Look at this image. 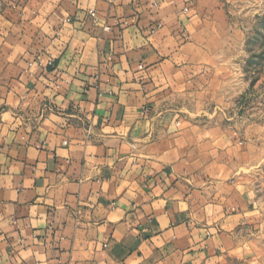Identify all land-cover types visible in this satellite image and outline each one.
Here are the masks:
<instances>
[{
  "label": "crops",
  "instance_id": "crops-1",
  "mask_svg": "<svg viewBox=\"0 0 264 264\" xmlns=\"http://www.w3.org/2000/svg\"><path fill=\"white\" fill-rule=\"evenodd\" d=\"M224 19L218 0H0V264H257L241 142L198 119Z\"/></svg>",
  "mask_w": 264,
  "mask_h": 264
},
{
  "label": "rangeland",
  "instance_id": "rangeland-1",
  "mask_svg": "<svg viewBox=\"0 0 264 264\" xmlns=\"http://www.w3.org/2000/svg\"><path fill=\"white\" fill-rule=\"evenodd\" d=\"M218 1L226 24L218 52L223 77L203 105L211 114L198 119L221 124L241 142L237 176L254 204L240 239L257 264H264V0Z\"/></svg>",
  "mask_w": 264,
  "mask_h": 264
},
{
  "label": "built area",
  "instance_id": "built-area-1",
  "mask_svg": "<svg viewBox=\"0 0 264 264\" xmlns=\"http://www.w3.org/2000/svg\"><path fill=\"white\" fill-rule=\"evenodd\" d=\"M152 4H153V5H156V2H152ZM186 10H187V8H184V11H186ZM88 13H89V15H91V16H95V12H94L93 10H89ZM51 63H52V61H49V62H48V64H51Z\"/></svg>",
  "mask_w": 264,
  "mask_h": 264
}]
</instances>
